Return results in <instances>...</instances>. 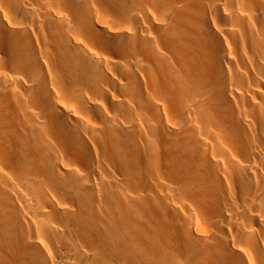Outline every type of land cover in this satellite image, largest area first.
Returning a JSON list of instances; mask_svg holds the SVG:
<instances>
[{
    "label": "bare ground",
    "instance_id": "1",
    "mask_svg": "<svg viewBox=\"0 0 264 264\" xmlns=\"http://www.w3.org/2000/svg\"><path fill=\"white\" fill-rule=\"evenodd\" d=\"M0 264H264V0H0Z\"/></svg>",
    "mask_w": 264,
    "mask_h": 264
}]
</instances>
